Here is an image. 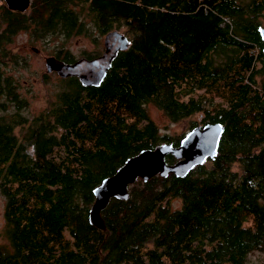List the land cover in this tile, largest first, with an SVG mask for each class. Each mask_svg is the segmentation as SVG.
<instances>
[{
	"label": "trees",
	"instance_id": "1",
	"mask_svg": "<svg viewBox=\"0 0 264 264\" xmlns=\"http://www.w3.org/2000/svg\"><path fill=\"white\" fill-rule=\"evenodd\" d=\"M0 3V264H264L248 261L264 252V0ZM89 26L100 36L123 27L127 49L97 86L61 79L47 108L25 117L7 45L19 32L69 38ZM148 105L172 122L220 123L217 154L182 178L137 179L126 200H109L99 230L88 220L94 188L141 150L184 136L160 134Z\"/></svg>",
	"mask_w": 264,
	"mask_h": 264
},
{
	"label": "water",
	"instance_id": "2",
	"mask_svg": "<svg viewBox=\"0 0 264 264\" xmlns=\"http://www.w3.org/2000/svg\"><path fill=\"white\" fill-rule=\"evenodd\" d=\"M4 3L11 11L24 12L29 7L30 0H4ZM258 31L264 55V27H259ZM103 43L104 51L96 58H82L73 63H64L54 57L46 58V72L54 71L60 77H77L86 87L97 86L116 53L127 49L129 45L126 36L115 30L104 36ZM223 130L220 123H206L189 130L177 146L169 143L160 144L153 149L141 150L137 155L126 159L113 175L104 178L94 188V202L88 216L90 225L104 230L101 211L111 198L126 200L128 187L137 179L146 182L153 176L165 178L168 174L182 178L195 166L202 165L207 159H213L217 154ZM167 155H171L175 162L167 164L165 161Z\"/></svg>",
	"mask_w": 264,
	"mask_h": 264
},
{
	"label": "rangeland",
	"instance_id": "3",
	"mask_svg": "<svg viewBox=\"0 0 264 264\" xmlns=\"http://www.w3.org/2000/svg\"><path fill=\"white\" fill-rule=\"evenodd\" d=\"M2 3H0L1 5ZM85 18V15L82 14ZM261 26L264 27V19L259 18ZM0 26L2 23L0 21ZM125 36V29L120 27L116 29ZM104 36H100L89 26L87 34L72 35L65 38L62 35H49L45 38H35L27 32H19L7 45L17 54L19 65L14 67L11 72L20 82L19 93L27 101V107L22 114L33 119L42 112L50 102L55 98L56 94L61 90L60 78L53 72H46L45 59L55 57L58 51H67L74 60L88 58L90 59L100 56L103 51ZM62 56V55H59ZM256 68H260V63H256ZM260 76L256 78L258 83L261 82ZM218 100L215 99V102ZM147 112L150 119L157 126L159 133L170 136L185 135L189 130V126L193 124L204 125L202 114H193L186 119L172 122L158 108L148 105ZM18 128L15 132L18 133ZM5 197L0 191V244L5 243L4 239V218L3 211L5 208ZM178 200L172 201V207H179ZM264 259V252H255L248 257L250 263H257Z\"/></svg>",
	"mask_w": 264,
	"mask_h": 264
},
{
	"label": "flooded vegetation",
	"instance_id": "4",
	"mask_svg": "<svg viewBox=\"0 0 264 264\" xmlns=\"http://www.w3.org/2000/svg\"><path fill=\"white\" fill-rule=\"evenodd\" d=\"M103 47H104V43H103ZM98 57V56H97ZM55 59H57L56 57H54ZM96 58V57H95ZM86 59V58H85ZM59 60V59H58ZM74 60V59H73ZM60 61V60H59ZM76 60H74L73 62H75ZM72 62V63H73ZM53 73H56V72H54L53 71ZM56 75L58 76V78H60V79H65V78H67V77H60L57 73H56ZM75 78H77V77H75ZM78 79V78H77ZM79 80V79H78ZM80 82V81H79Z\"/></svg>",
	"mask_w": 264,
	"mask_h": 264
},
{
	"label": "bare ground",
	"instance_id": "5",
	"mask_svg": "<svg viewBox=\"0 0 264 264\" xmlns=\"http://www.w3.org/2000/svg\"><path fill=\"white\" fill-rule=\"evenodd\" d=\"M3 2V1H2Z\"/></svg>",
	"mask_w": 264,
	"mask_h": 264
}]
</instances>
